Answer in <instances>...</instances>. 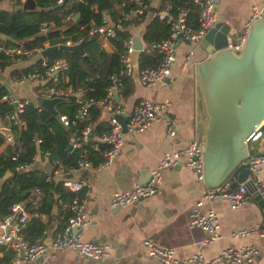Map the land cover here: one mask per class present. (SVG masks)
Segmentation results:
<instances>
[{
  "label": "built area",
  "instance_id": "obj_1",
  "mask_svg": "<svg viewBox=\"0 0 264 264\" xmlns=\"http://www.w3.org/2000/svg\"><path fill=\"white\" fill-rule=\"evenodd\" d=\"M63 1L56 0V4H61ZM192 2L198 7V25L196 27L188 21V9L186 7L173 6L171 3H167L163 7L158 8L155 0H120L118 11L114 17H109L104 13L99 23L89 22L87 34L102 37L108 42H111V39H121L118 35L119 32L127 28L126 24L128 22L134 23L140 28L141 48L136 49L135 34L127 30V34L121 39L122 45L118 52L120 60L119 74L110 76V83L103 97L95 100H82L75 116L78 120H84L87 117L89 106L94 103L102 111H106L110 115L108 118L109 131L94 138L95 141L105 144V148L100 151L101 161L98 165L94 166L86 157H82L78 162L76 170H67L60 166L56 160L50 162L48 159L50 153L48 151H38L33 157L31 164H24L18 167L21 170H28L37 161L41 163L49 161L53 166L57 164L58 167L54 169L52 174L55 175L56 173L55 176L62 181L64 187L73 193V197L67 205L70 216L66 225L60 231L54 233L49 244H46L44 237L36 238L33 242L25 239L23 234L25 224L30 217H37L39 214L36 211L29 212L24 207V203L12 205L10 213L0 219V245L8 246L14 253L11 262L8 264L29 263L40 257L41 259L53 258L58 252L65 250H71L81 257L95 261L108 255L109 250L106 245L81 240L82 229L89 221L87 204L91 195L90 185L85 178L73 179L67 177L66 172H82L96 168H108L120 154L126 133L131 135L140 134L153 121L158 119H161L165 123L167 136L170 138L175 136V129L172 120L167 115L168 109L165 103L143 99L132 107H127L124 104L116 102L115 97H121L123 89L122 78L132 77L135 71H137L140 85L146 88H156L166 79L171 82L172 66L177 60L176 48L180 41H187L191 44V47L183 55L180 67L185 69L190 65L194 69L197 64V60L194 58V48L201 42L208 30L216 24L219 0H192ZM151 6L156 8L152 9L150 8ZM74 15L75 11L71 9L60 18L62 21H67L74 19ZM257 17H264V3L259 7L253 6L250 15L245 20L242 35L235 42L229 40L230 46L236 49L242 46L250 23ZM152 18L164 20L169 25V33L167 37L159 41L148 43L141 37V27ZM50 26L49 24H42L40 30L45 32ZM85 26L87 24L81 25V28ZM81 40H83L82 37L74 40L68 37L61 43L74 44ZM47 46H49L48 42L45 41L41 46L27 48L21 43H9L7 39L0 38V56L5 57L7 61L5 68L12 67L20 61L36 56V59L32 62L34 67L28 72H21L14 78V82L17 85H24L33 80L45 79L48 81L36 92L35 101L16 99L9 92L3 96L4 101L13 104L15 107L13 112L5 116V120L13 121L19 127L23 126L24 122L18 119L17 115L22 113L25 105L32 103L40 110V101L43 99L80 95V91L62 88L63 80L65 79L64 73L68 69V62L62 57L55 58L49 62L46 56L42 54V51ZM142 51L151 54L157 53L159 55L158 65L156 67L138 69L134 56ZM125 114H127L125 123L126 132H123L119 117ZM59 119L63 125L68 124L66 116H59ZM91 130L89 125L84 127L81 132L82 140L88 139ZM0 134L5 138L6 143L12 144L14 142L9 125L4 124L2 119H0ZM256 139H259L258 149L260 150V145H263L262 150L264 152V120L247 139L250 147L251 143ZM37 143H39L38 140ZM72 146L79 147L80 143L74 141ZM179 164H184L189 168L194 173L195 180L204 185L201 147L200 143L194 138L178 149L165 151L158 158L156 166L151 170L147 182L137 184L129 190L113 192L108 206L110 208L126 207L139 200L150 198L158 191L162 172ZM243 166L249 169L251 175L244 182L240 183L237 188L231 189V180H229L218 188H206L202 197L195 202L188 216V227H199L207 234L206 237L197 240L195 244L205 245L220 238L218 232L220 227L218 213L213 208H208L203 212L201 207L204 201L227 199L230 202L231 208L236 209L253 199L252 192L248 190V187L256 188L260 191L264 189V153L261 155L251 154ZM53 178L54 176L51 177L49 174L46 177V181H51ZM36 193H38V190H36ZM73 227H76L75 232L72 231ZM258 228L241 229L234 232L233 236L249 237L258 233ZM142 243L146 248L147 254L162 264H244L251 261L258 253L255 245H245L237 248L227 247L209 260L205 259L204 255L199 251L191 254L186 259L180 260L176 257L174 247L164 245L157 239L145 238Z\"/></svg>",
  "mask_w": 264,
  "mask_h": 264
},
{
  "label": "crops",
  "instance_id": "obj_2",
  "mask_svg": "<svg viewBox=\"0 0 264 264\" xmlns=\"http://www.w3.org/2000/svg\"><path fill=\"white\" fill-rule=\"evenodd\" d=\"M78 1L64 0L61 4L48 8L22 9L23 16L28 23L51 25L57 18L73 9ZM158 1L155 0V3ZM22 2L23 0H1L0 8L10 9ZM263 3L264 0H219L217 22L229 25L230 41L235 42L242 35L245 20L253 6L259 7ZM112 5L114 14L111 10L105 13L109 17H114L118 11V3L113 1ZM126 25L129 32L135 36L139 35L138 26L131 22ZM98 38L106 52L115 51L111 42L102 37ZM190 47L191 44L187 41L178 43L177 60L172 66L171 82L166 79L156 88H146L140 85L137 71H135L133 93L127 98H115L116 102L127 107H132L143 99L165 103L168 109L167 115L175 129V136L168 137L165 123L158 119L140 134L126 133L120 154L108 168L91 169L86 175L84 173L86 171L66 172L70 178L87 179L90 185L91 195L87 204L89 221L82 229L81 240L106 245L109 250L108 255L95 261L81 257L71 250H65L58 252L53 258H38L24 264H162L147 254L142 241L149 237L174 247L176 257L180 260L188 258L197 251L209 260L227 247L255 245L258 249L257 256L244 264H264V215L253 199L236 209L231 208L227 199L204 201L201 207L203 212L213 208L218 213L220 238L205 245L195 244L207 234L199 227L189 228L188 216L195 202L202 197L206 187L195 180L194 173L184 164L165 169L162 172L157 193L150 198L139 200L126 207L110 208L108 206L113 192L129 190L137 184L147 182L151 170L165 151L178 149L195 138L194 69L190 65L185 69L180 67L183 55ZM194 50V58L197 61L207 55L200 43ZM134 57L138 64L139 53ZM35 59L36 56H32L12 67L0 70V82L16 99L35 101L36 92L48 82L45 79L33 80L24 85H17L14 82L11 71L25 69L32 65ZM102 112L103 120L108 121L109 113ZM262 149L263 145H260V150ZM55 175L53 179L60 181ZM54 204L51 216L47 214L38 216L44 223H48L44 235L45 242L53 237L60 225V218L67 209L63 201L58 198ZM26 209L31 212L33 208L31 206ZM32 218L30 217L29 220ZM253 227H259L255 235L233 236V233L238 230Z\"/></svg>",
  "mask_w": 264,
  "mask_h": 264
},
{
  "label": "trees",
  "instance_id": "obj_3",
  "mask_svg": "<svg viewBox=\"0 0 264 264\" xmlns=\"http://www.w3.org/2000/svg\"><path fill=\"white\" fill-rule=\"evenodd\" d=\"M1 1V0H0ZM112 1L119 4L120 0H79L73 9L79 13L78 20L62 21L57 18L45 32L40 30L42 24L28 23L23 16V10H15L14 7L0 8V33L8 37L9 43H21L27 48L41 46L45 41L48 45L64 42L68 37L84 40V53L80 54L69 50H52L46 58L49 62L62 57L68 62V69L64 73L62 88H71L73 91H80L79 96H67L55 105L59 116H66L68 124L63 125L59 117L40 106L35 107L32 103L25 105L22 113L17 118L24 122L19 127L13 121L5 120V116L15 110L13 104L3 100V96L9 91L0 82V119L4 124L9 125L14 137V142L8 144L0 134V219L10 213V208L16 203H24L25 208L32 206V211L39 215L51 216L53 205L56 199H60L67 206L73 197V193L64 187L62 181H46L49 173L44 171L18 169L20 165L31 164L33 157L38 151H48L49 161L59 162V165L67 170H76L78 162L86 157L94 166L101 161L100 151L105 144L95 141L96 136L107 133L110 129L108 121L102 118V109L97 104H91L88 108L87 117L84 120L75 118L81 101L84 99L95 100L103 97L109 86L111 75H118L120 72L119 50L121 39L127 34V28L119 32L121 39H111L115 51L108 53L103 48L98 36L87 34L89 22L99 23L102 15L111 10L114 14ZM42 8H48L56 4V0H35ZM167 3L173 6H184L188 9V21L197 26L198 7L192 0H159L157 7L161 8ZM154 9L156 7L151 6ZM87 26L81 28V25ZM169 25L161 19L152 18L141 27V37L145 42L159 41L167 37ZM159 55L157 53L139 52L137 68L156 67ZM7 66L5 57L0 56V70ZM34 65L21 70H12L13 77L21 72L30 71ZM60 75V74H59ZM62 79V77L60 76ZM122 98H127L133 93L134 79L132 77L122 78ZM89 125L93 131L92 139L82 140V130ZM37 140L39 143H37ZM74 141L80 143L79 147H73ZM13 157H15L13 159ZM57 164L54 168L57 169ZM6 171L11 174L3 179ZM53 177V174H50ZM38 190V193H36ZM35 194V196L33 195ZM37 194V195H36ZM39 197V199H37ZM38 200V201H36ZM35 203V204H34ZM34 204V205H33ZM38 215V216H39ZM33 217L23 229L24 237L29 242L36 238L44 237L48 223H44L40 217ZM70 216L66 209L60 218V231ZM14 253L6 245H0V264L10 263Z\"/></svg>",
  "mask_w": 264,
  "mask_h": 264
},
{
  "label": "water",
  "instance_id": "obj_4",
  "mask_svg": "<svg viewBox=\"0 0 264 264\" xmlns=\"http://www.w3.org/2000/svg\"><path fill=\"white\" fill-rule=\"evenodd\" d=\"M28 8L42 7L35 0H23L14 6L15 10ZM78 18L79 13L76 12L74 20ZM228 32L229 25L223 22H216L208 30L200 42L207 55L194 67V133L201 147L203 183L210 189L218 188L229 180L230 188H237L250 174L249 169L243 166L244 162L251 154L264 153L258 149L259 139L254 140L251 147L247 142L264 120V17H257L250 23L239 49L229 45ZM0 38L9 40L1 33ZM135 47L141 48L139 35L135 36ZM57 49L85 56L84 40L50 45L42 54L47 56ZM115 98L118 99L117 96ZM61 100V97L43 99L40 104L59 117L55 105ZM126 119L127 114L119 117L123 132H126ZM88 137L92 139V130ZM31 169L49 174L54 172L49 161H37ZM84 173L86 175L88 171ZM10 174L6 171L3 179ZM248 190L264 215V189L248 187ZM72 231L75 232L76 227Z\"/></svg>",
  "mask_w": 264,
  "mask_h": 264
}]
</instances>
